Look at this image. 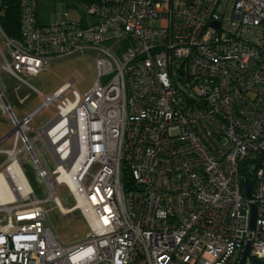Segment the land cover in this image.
Wrapping results in <instances>:
<instances>
[{
    "label": "built area",
    "instance_id": "obj_1",
    "mask_svg": "<svg viewBox=\"0 0 264 264\" xmlns=\"http://www.w3.org/2000/svg\"><path fill=\"white\" fill-rule=\"evenodd\" d=\"M80 1L78 20L66 11L43 25L36 0H21L20 39L0 29L2 68L28 87L20 76L100 56L85 95L71 79L50 96L32 89L43 101L25 119L10 113L0 264H239L247 245L244 264H264V0ZM120 38L116 57L102 47ZM50 105L56 117L38 132L56 163L47 174L27 131ZM22 153L65 218L82 212L83 240L57 236ZM62 185L71 209L57 197Z\"/></svg>",
    "mask_w": 264,
    "mask_h": 264
},
{
    "label": "rangeland",
    "instance_id": "obj_2",
    "mask_svg": "<svg viewBox=\"0 0 264 264\" xmlns=\"http://www.w3.org/2000/svg\"><path fill=\"white\" fill-rule=\"evenodd\" d=\"M36 3L38 20L41 24L54 23L66 11L69 13L70 20H78V11L84 7L80 0H36ZM102 47L112 56L116 57L119 49L123 47V39L120 38L107 42ZM0 49L6 55V51L2 48L1 36ZM99 57L97 52L87 51L52 65L47 72H43L36 77H20L26 80L28 85L36 88L45 96H50L60 85L74 79L73 89L80 96H83L95 84L96 70L94 60ZM6 58L10 60L7 55ZM4 65L5 61L0 53V89L6 102L4 103L0 99V113H6L7 106L19 119L29 116L40 106L43 97L7 73L2 68ZM56 113L54 105H50L38 113L28 122V127L31 130L28 133V137L30 139L36 138L38 131L47 126L56 117ZM10 147H12L11 143L0 146V172L8 165L7 156L3 151H6L5 149H9ZM33 149L38 153L37 157L44 171L47 174H51L56 168V163L49 149L45 147L44 142L38 139L34 143ZM18 160L20 161V169L26 182L34 196L42 202L41 206L47 211L49 221L60 240L66 245L83 240L88 234L89 228L82 212L79 209H75L69 217L65 218L57 206L48 200L49 190L47 185L39 176L37 168L32 160L28 158L27 153L19 154ZM56 194L64 209H71L75 206L76 202L65 186H59Z\"/></svg>",
    "mask_w": 264,
    "mask_h": 264
},
{
    "label": "trees",
    "instance_id": "obj_3",
    "mask_svg": "<svg viewBox=\"0 0 264 264\" xmlns=\"http://www.w3.org/2000/svg\"><path fill=\"white\" fill-rule=\"evenodd\" d=\"M20 1L21 0H1V6H0V29L2 30L5 36L16 40L20 39V29H19ZM37 18H38V11H37ZM246 183H250L251 186L253 187L252 174L247 177ZM249 264H262V263L259 260L250 258Z\"/></svg>",
    "mask_w": 264,
    "mask_h": 264
},
{
    "label": "crops",
    "instance_id": "obj_4",
    "mask_svg": "<svg viewBox=\"0 0 264 264\" xmlns=\"http://www.w3.org/2000/svg\"><path fill=\"white\" fill-rule=\"evenodd\" d=\"M4 50V49H3ZM40 75V74H39ZM24 77H26V76H24ZM27 78H33V77H27ZM24 80V79H23ZM26 81V80H25ZM27 82V81H26ZM27 84H28V82H27ZM65 84V83H64ZM63 84V85H64ZM63 85H60L58 88H56L54 91H53V93L54 92H56V91H58ZM27 86V85H26ZM28 87V86H27ZM31 90L32 89H35L36 91H38L36 88H34V87H32V86H30L29 87ZM33 91V90H32ZM34 92V91H33ZM39 92V91H38ZM0 93L3 95V93H2V91H1V89H0ZM36 93V92H35ZM52 93V94H53ZM51 94V95H52ZM4 97V96H3ZM1 99V98H0ZM1 100H3L4 102H5V97L3 98V99H1ZM6 103V102H5ZM7 105V104H6ZM7 108V107H6ZM10 113L13 115V117L16 119V120H18V121H21V120H23V119H25L26 117H28V116H25V117H22V118H18L14 113H13V111L11 110V109H7V111H6V113H0V141H2L3 139H5L6 137H8V135H9V133L11 132V130H12V128H13V124H12V121H11V118H10ZM31 130L29 129V131H27V136H28V133L30 132ZM40 131V130H39ZM38 131V132H39ZM37 138V139H36ZM36 138H34V139H36V141H38V135H37V137ZM34 139H32V140H34ZM35 141V142H36ZM34 142V143H35ZM6 143H11V146H12V139H6L5 141H4V143L2 144V146L3 145H5ZM34 145V144H33ZM11 148V147H10ZM9 148V149H10ZM9 149H5V150H9Z\"/></svg>",
    "mask_w": 264,
    "mask_h": 264
},
{
    "label": "water",
    "instance_id": "obj_5",
    "mask_svg": "<svg viewBox=\"0 0 264 264\" xmlns=\"http://www.w3.org/2000/svg\"><path fill=\"white\" fill-rule=\"evenodd\" d=\"M3 101V100H2ZM5 103V102H4ZM6 105V104H5ZM7 107V106H6ZM8 108V107H7ZM245 196L247 198H251L252 197V191H251V185L250 183H248L246 185V188H245ZM254 221H255V208L253 207V211H252V218H251V228L254 227ZM248 251H249V245H247L243 251V255H242V258L240 260V263L239 264H244L245 263V260L248 256Z\"/></svg>",
    "mask_w": 264,
    "mask_h": 264
},
{
    "label": "bare ground",
    "instance_id": "obj_6",
    "mask_svg": "<svg viewBox=\"0 0 264 264\" xmlns=\"http://www.w3.org/2000/svg\"><path fill=\"white\" fill-rule=\"evenodd\" d=\"M11 172H17V168H16V165L15 166H12L10 169H9ZM0 187H2L4 189V187H6V181H5V178L3 175H0ZM8 200H14V197L13 196H6V198L4 199H1V201H8Z\"/></svg>",
    "mask_w": 264,
    "mask_h": 264
}]
</instances>
